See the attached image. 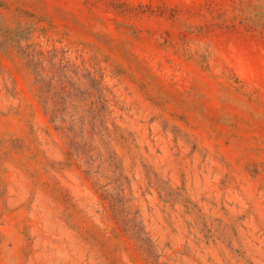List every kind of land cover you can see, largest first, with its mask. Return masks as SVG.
<instances>
[{"label": "rangeland", "instance_id": "1", "mask_svg": "<svg viewBox=\"0 0 264 264\" xmlns=\"http://www.w3.org/2000/svg\"><path fill=\"white\" fill-rule=\"evenodd\" d=\"M0 264H264V0H0Z\"/></svg>", "mask_w": 264, "mask_h": 264}]
</instances>
